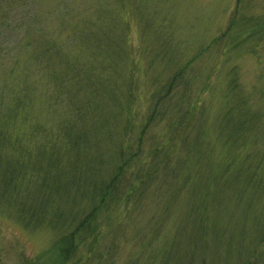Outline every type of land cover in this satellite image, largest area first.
I'll use <instances>...</instances> for the list:
<instances>
[{
    "label": "rangeland",
    "instance_id": "rangeland-1",
    "mask_svg": "<svg viewBox=\"0 0 264 264\" xmlns=\"http://www.w3.org/2000/svg\"><path fill=\"white\" fill-rule=\"evenodd\" d=\"M7 2L0 8V24L5 29L3 32L2 28L3 33L0 35V87L7 86L8 90L13 88L17 92L22 89V76L27 71L29 81L41 85L40 96L29 116L21 114L12 120L8 119L9 123L5 122V111L14 104L13 96L8 94L2 97L0 121L5 122L2 131L12 139L21 138L23 143L33 129V124L56 127L63 117L62 111L47 113L48 105L42 88L46 76L36 72L31 63L32 54L37 49V45L32 43L41 45L37 41L42 39L59 43L67 57L81 61L87 67L97 66L99 73L106 79L110 77L109 65L113 68L117 65L118 68L111 72V81L115 82L110 83L118 90L117 98L114 100L109 96L108 101L116 109L113 113H117L127 97L125 117L129 127L124 129L125 119H121L120 124L115 123V138L109 144L111 151L120 147L123 149L122 145L134 148L141 128L147 125L148 147L152 149L160 145L169 149L175 145V142L170 144L171 136L178 137L179 141L183 136L186 145H190V155L195 152L204 155L205 149L213 152L216 159L212 167L216 169L217 176L220 175L217 164L226 152H232L236 146L223 143L224 139L217 142L214 134L222 127L217 120L225 110L223 96L231 75L235 76L234 81L237 80L235 92L242 94L239 100L243 101L244 109L251 113H262L254 122L258 124L260 121L261 126L264 124L262 46L258 44L252 48L241 39L230 44L227 40L225 45L213 44L214 39L228 26L236 0ZM249 3L257 5L249 8L250 14L264 13V0H249ZM131 8L136 9V15L128 12ZM109 29L113 48L110 47L108 52L97 50L94 40L98 39V31ZM188 63H191L190 66L182 72L181 68ZM180 72L183 74L176 88L163 101L164 108L160 107L154 121L149 123L153 106L150 92L154 87L160 89L164 85L167 89L171 77ZM231 118V122L236 123V117ZM247 120L246 116L238 119L244 126H247ZM46 125L43 127L46 128ZM187 131L190 132L188 135ZM259 134L258 146L264 158V135H261L262 132ZM39 139L23 144L28 145L29 149L41 151L44 144ZM212 140L214 147L208 148L207 144ZM242 145L246 150L238 154V159L233 161L224 177L221 176V181L231 179L241 166L245 165V169L250 164L246 163L245 157L252 149L251 145ZM179 148L182 146L177 145L174 150ZM6 150L8 155L15 152L11 145ZM26 156L30 161L29 155ZM169 158L166 157V160ZM239 159L243 161L237 165ZM17 161L26 164L23 159V162L20 159ZM258 163H254V168L264 176ZM176 167L180 175L181 170ZM31 177L26 178L24 175L13 183V186L18 187L14 193L22 196L25 203L30 202L32 212L36 213L31 222L20 215L21 211H16L22 202L18 200L17 206L16 199H7L9 191L0 188V264H161L165 261H170V264H264V257L255 258L264 246V221L261 218V213L264 215V190L256 198L251 197L248 188L242 190L237 198L233 196L236 194L225 190L217 192L213 205L216 204L218 208L215 216L218 228L204 233L215 222V217L213 212L205 211L199 216L198 210L191 209L188 192H178V184L187 182V177L183 180H178V177L167 180L160 190H155L159 180L154 179L147 181L145 189H135L129 194L128 206L123 207L120 202L94 213L90 227L79 228L81 231L76 234L70 228L74 218L68 216L79 212L78 220L88 217V213L93 210L89 197L81 194L76 205H73L69 198L61 199L48 186L43 194L46 198L42 200L45 202L43 204L38 185L34 182L36 177ZM132 179L138 178L134 176ZM69 204L72 207L68 208ZM45 215L47 218L44 219ZM187 217H190L189 227L186 226ZM199 227H202L201 232ZM190 232L192 235H189ZM63 235L73 239L74 243L65 263L62 262L63 256L59 257L53 247V241ZM197 237L199 239L195 240ZM173 239L181 243V252L172 256L161 253L156 261L155 250H165Z\"/></svg>",
    "mask_w": 264,
    "mask_h": 264
},
{
    "label": "trees",
    "instance_id": "trees-1",
    "mask_svg": "<svg viewBox=\"0 0 264 264\" xmlns=\"http://www.w3.org/2000/svg\"><path fill=\"white\" fill-rule=\"evenodd\" d=\"M7 1L10 0H0V8ZM256 6L249 3V0H236L228 26L225 31L221 32L220 36L214 39L213 44L223 43L225 45L224 42L227 40H229L230 44L235 40L241 39L249 43L252 48H256L260 44L262 50H264V13L259 15L249 13V8ZM131 9L128 12L132 13L133 16L136 15V9ZM2 28L3 24L1 23L0 35L5 30L3 28L2 32ZM110 33H112L110 29L108 31H98L96 35L98 39L94 40L97 50L108 52L110 47L113 48V40L109 36ZM104 36L107 38H102ZM88 40L91 39L89 38ZM37 42L41 43V45L36 42L32 43L37 45V49L32 54L31 63L36 68V72L44 73L46 76V83L42 88L47 100V113L62 111L63 114L57 125L54 124L56 127L36 123L33 124V129L26 135L27 140L23 141L25 144L40 138L39 140L44 144L41 151L29 149L28 145L25 146L22 143L21 138L12 139L2 131L5 122L9 123L8 119L12 120L21 114L29 116L36 100L40 96L41 85L38 82L29 81L30 75L29 71H27L22 76V89L17 92L13 91V88L8 90L7 86L2 85L0 87V106L3 104L2 97L4 95L12 94V101H14V104L7 107V112L5 111V122L0 121V188L1 190L6 189L9 191L6 194L9 195L7 199H16L17 206L18 200L22 202L16 211H21L20 215L23 218L30 219L31 222L33 215H36L29 206L30 202L28 204L25 203L22 196L14 193V190L18 189V187L13 186V183L24 177V175L26 178L36 177L34 182L38 185L40 201L43 204L45 202L42 200H46L43 194H45L48 186L61 199L69 198L70 203L73 205H76L75 202L78 201L79 195L82 194L89 197L93 203V210L88 213V217L84 216L78 220L79 212H74L68 216L69 218H74L73 226L70 225V228L74 229L76 234L81 231L79 228L82 229L87 225L90 227L94 219V213L97 214L102 209H109L111 205H116L120 202L123 203V207L128 206L129 194L133 193L135 189L139 191L145 189L147 181H153L154 179L159 180L155 190H160L167 180L172 181L176 177L179 178L178 180H183L187 177V182L177 183V189L178 192L183 191L182 194H187L188 192L191 209L198 210L199 216L202 211H205L207 213L213 212V217H217L218 208L216 204L213 205V199L216 197L217 192L225 190L227 193L236 194L233 196L237 198V195H241L242 190L244 191L248 188L251 190V197L256 198L264 190L262 188L264 176L262 173L258 174L254 168V163L259 162L258 167H262L264 171V158L261 148L258 146L259 133L262 132L261 135H264V124L261 126L260 121L258 124L254 122L258 115H262V113H251L244 109L243 101L239 100L242 94L235 92L237 80L234 81V75L229 76L228 87L223 96L226 103L225 110L219 120H217L222 127L221 129L218 128L214 134L217 142L224 139L223 143L228 142V145L232 143L236 146L232 149V152H226L224 158L217 164V168L221 172L217 176L216 169L212 167L216 159L213 152L205 149L204 155H200L198 152L190 155L192 152L188 148L190 145H186V138H183V136L180 141L178 137L171 136L170 144L175 142V145L169 149L160 145L152 149L148 147L147 143L149 141H146L148 134L147 125L141 128L140 133L138 132L134 148L132 146L126 148L122 145L123 149L120 147L115 151H111L109 144L115 138V123L118 122L120 124L121 119H125L124 129L127 130L129 127L125 117L127 97L120 105L117 113H113L116 109L110 106L111 103L108 101L109 96L112 99L114 98V100L117 98L118 90L116 86L110 85L111 82H115L111 81V72L118 68L117 65L115 66L116 69L109 65L111 68L109 69L110 77L106 79L102 73H99L97 66L87 67L81 61H75L73 58L67 57L62 50V45L60 46L59 43L46 39ZM223 53H226V51ZM190 64L188 63L185 67H182V72L187 70ZM13 70L17 69L13 68ZM182 72L171 77L172 79L168 82L167 89H165L166 85H164L160 88L161 90L154 87L150 92L153 98V106L149 123L154 121L158 111L161 110L160 107L164 108L163 101L176 88V84L183 74ZM232 72L234 73L235 71ZM263 76L264 73L261 74V77ZM161 92H164V94L160 95ZM250 94H252L251 91ZM234 100L236 101L234 102ZM114 116H117V119H114ZM245 116L249 119L246 122L248 123L247 126L238 121V119ZM231 117H236V123L231 122L233 120ZM44 125H46V128L43 127ZM200 128L203 131L202 127ZM189 133L187 131V135ZM243 143L251 145L250 148L252 149L247 152L245 157L246 163L250 162V164L245 169V165L241 166L238 169L239 172H236L231 179L221 181L220 179L228 172L230 166L232 167L233 161L238 159V154L244 151ZM10 145L15 150L13 155L6 153V147ZM177 145L182 146V148L174 150ZM207 145L208 148H213L214 141H209ZM106 146H108V149H106ZM198 149L200 148L198 147ZM165 152H169V154L166 155ZM179 152H186V154L180 153V155L178 154ZM26 155H29L30 161ZM166 157H170L169 160H166ZM18 159L21 162H23V159L26 164L20 163L17 161ZM242 161L243 159H239L237 165ZM252 161L253 163H251ZM176 165L178 170H181L180 175H178ZM211 167L212 170L210 172ZM248 168L250 169L247 171ZM25 170L27 171L26 173ZM243 170L246 171L243 173ZM159 174L165 176L161 177L162 175ZM134 176L138 179H132ZM42 187L44 189H41ZM49 192L50 189H48ZM23 204L25 205L24 207H22ZM69 207H72V205L69 204ZM90 213L92 214L90 215ZM216 217L214 219L215 222L208 229H205L204 233L209 232L210 229L218 228ZM45 218H47V215H45ZM261 218L264 221L262 213ZM189 219L190 217L186 218L187 227H189ZM76 220L78 221L76 222ZM201 229L202 227H199L200 232ZM185 230L190 231L188 228H185ZM198 239L199 237L195 240ZM175 240L173 239L168 247L166 245L165 250H155L156 261L161 253L172 256L178 254V251L181 252L179 248L181 243ZM53 247L59 257L63 256L62 262L65 263L74 247L73 239L63 235L53 241ZM256 257H264V246L255 255ZM167 263L165 261L161 264ZM168 264H170V261Z\"/></svg>",
    "mask_w": 264,
    "mask_h": 264
}]
</instances>
